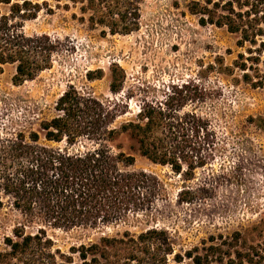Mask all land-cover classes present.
Instances as JSON below:
<instances>
[{
	"label": "trees",
	"instance_id": "trees-1",
	"mask_svg": "<svg viewBox=\"0 0 264 264\" xmlns=\"http://www.w3.org/2000/svg\"><path fill=\"white\" fill-rule=\"evenodd\" d=\"M52 1H67L63 8L76 9L72 19L104 36L138 31L145 0ZM170 2L201 26L225 27L237 46L248 44L249 55L239 54L243 61L238 68L245 82L264 88V71L259 72L260 63L264 68V0ZM41 10L51 12L48 0H0V64L14 66V84L50 68L60 47L56 37L24 32L25 23ZM250 69L256 70L255 80ZM85 76L93 80L101 72L87 71ZM123 81V70L111 65L110 92L119 93ZM184 87L173 86L160 100H143L133 119L117 125L116 119L127 111V96L102 101L67 85L55 102L57 114L40 121L39 132L0 133V211L8 206L21 218L0 239V264H167L170 256L188 264H264V217L211 235L183 253H174L169 231L159 226L102 234L67 252L55 248L47 234V228L100 230L148 215L165 197L166 187L156 174L131 169L135 152L187 179L208 163L215 131L203 116L183 111ZM192 199L187 190L177 192L178 202Z\"/></svg>",
	"mask_w": 264,
	"mask_h": 264
},
{
	"label": "rangeland",
	"instance_id": "rangeland-1",
	"mask_svg": "<svg viewBox=\"0 0 264 264\" xmlns=\"http://www.w3.org/2000/svg\"><path fill=\"white\" fill-rule=\"evenodd\" d=\"M48 2L51 12L41 10L23 29L26 34L56 37L60 47L50 68L21 84L13 83V65L0 64V133L39 132V122L57 114L55 102L67 85L102 101L127 96V111L116 119L117 125L133 119L143 100H160L173 86L184 85L183 111L206 118L216 135L211 159L190 179L135 152L131 169L156 174L165 184V197L148 215H138L127 224L100 230L47 228L55 248L67 252L70 246L102 234L124 229L139 233L159 226L169 231L174 253H183L211 235L227 234L264 217V129L257 126V122L264 126V88L245 82L244 71L238 68L243 61L239 54L249 55L248 44L237 46L235 35L225 27L199 25L196 17L183 7L175 8L170 0H145L138 31L104 36L72 19L76 9L63 8L67 1ZM111 65L124 72L123 87L116 94L109 90ZM261 65L259 72L264 71ZM87 71H100L101 78L88 80ZM248 73L257 78L256 70ZM179 190L191 192L193 199L178 202ZM19 220L20 215L5 206L0 211V239ZM188 263L172 256L167 262Z\"/></svg>",
	"mask_w": 264,
	"mask_h": 264
}]
</instances>
